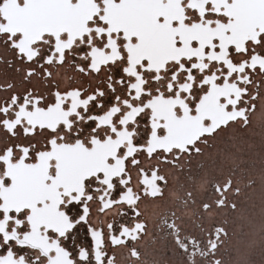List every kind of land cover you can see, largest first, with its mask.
<instances>
[{
  "label": "snow or ice",
  "instance_id": "6c2138e0",
  "mask_svg": "<svg viewBox=\"0 0 264 264\" xmlns=\"http://www.w3.org/2000/svg\"><path fill=\"white\" fill-rule=\"evenodd\" d=\"M0 264H264V0H0Z\"/></svg>",
  "mask_w": 264,
  "mask_h": 264
}]
</instances>
